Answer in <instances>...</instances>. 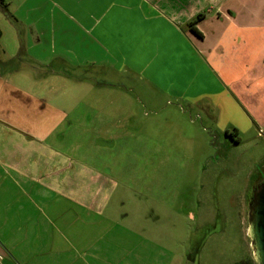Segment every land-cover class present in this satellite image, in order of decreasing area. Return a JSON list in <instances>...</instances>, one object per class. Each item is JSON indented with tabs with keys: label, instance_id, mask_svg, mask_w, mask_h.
<instances>
[{
	"label": "crops",
	"instance_id": "0c3cea01",
	"mask_svg": "<svg viewBox=\"0 0 264 264\" xmlns=\"http://www.w3.org/2000/svg\"><path fill=\"white\" fill-rule=\"evenodd\" d=\"M53 2L51 7L68 14L70 1ZM106 2L108 16L104 11L98 17L76 20L90 45L110 56H127L123 59L128 60L130 73L137 72L147 83L162 86L163 92L186 104L189 114L194 110L205 114L226 141L237 146L234 149L225 143V152L218 147L215 156L207 153L201 162L200 177L205 185L200 199L205 202L199 214L214 211L213 199H225L229 190L240 187L242 194L247 192L253 180L260 178L256 167L264 165V138L257 133L264 129V0H96L87 6L98 12ZM199 14L202 18L194 26L197 36L187 24ZM65 30L59 28L57 36L63 37ZM55 34L53 27L49 31L34 29L31 50L32 46L40 49L32 53L19 43L13 54H42L34 61L43 69L51 68L53 60L73 68L62 57H44L71 52L63 43L58 48ZM87 50L88 54L99 52ZM5 55L0 44V264H182L171 230L159 235L144 226L123 225L116 215L108 214L107 196L98 208L92 202L86 205L82 193H55L38 184L30 168L39 153L60 149L57 145L51 150L45 142L68 116L46 108L34 93L7 78ZM12 73L21 71L13 69ZM24 82L40 86L31 75ZM214 146L211 142L210 147ZM214 182L219 183L216 190ZM53 195L76 207L51 206ZM99 195L96 191L91 199ZM135 214L159 221L154 212L146 217L141 211ZM171 214L178 215L179 210ZM130 216L123 213L118 218L129 220ZM220 231L203 236L200 254L214 247L224 257L229 246L224 222ZM194 254L190 252L187 264L196 263Z\"/></svg>",
	"mask_w": 264,
	"mask_h": 264
},
{
	"label": "rangeland",
	"instance_id": "374dc122",
	"mask_svg": "<svg viewBox=\"0 0 264 264\" xmlns=\"http://www.w3.org/2000/svg\"><path fill=\"white\" fill-rule=\"evenodd\" d=\"M1 1L8 15L0 9V44L6 52L5 76L34 93L46 108L60 110L68 116L45 142L51 150L57 145H61L60 149L39 153L37 163L30 168L38 184L51 187L55 193H82L83 198H87L86 205L92 202L98 208L104 205L107 196L108 214L116 215L123 225L144 226L148 232L159 235H168L171 230L175 237L173 245L182 254V264H187L192 251L195 264H233L237 259L236 264H244L248 257L252 259L246 198L253 186L244 194L238 191L240 187L229 190L225 199H213L214 211L199 214L205 202L200 199L205 185L200 177V165L207 153L212 157L218 147L219 152L227 150L224 145L229 142L224 133L205 114L197 110L189 114L186 104L163 92L162 86L147 83L137 72L130 73L129 62L124 60L127 56H110L90 45L76 24V20L101 15L107 2L97 12V8L87 6L96 0H68V14L63 15L51 7L53 0ZM105 12L107 16L110 14ZM51 27L56 30L58 48L66 45L71 52L44 57H62L69 64L82 67L68 69L53 60L51 68L43 69L34 61L40 60L42 54L36 56L25 51L19 56L13 54L19 43L28 47L29 52L38 51V46H32L31 50L34 44L30 32L34 29L49 31ZM59 28L66 29L63 37L57 36ZM87 48L99 52L88 54ZM109 64L112 69H108ZM13 69L20 70L21 74L12 73ZM30 75L38 79L40 86L30 87L24 82ZM211 142L215 143L213 148ZM62 149L64 154H59ZM261 166L263 163L256 167V173ZM218 185L214 182L215 190ZM96 191L101 195L96 200L91 199ZM49 201L55 208L76 207L57 195ZM175 210H179L178 215L171 214ZM136 211H141L144 217L154 212L159 221L143 220ZM123 213H129L131 218L119 219L118 215ZM223 222L229 241L224 257L219 256L214 247L200 254L203 236L209 237L212 231L218 233ZM172 225L176 229H172Z\"/></svg>",
	"mask_w": 264,
	"mask_h": 264
},
{
	"label": "water",
	"instance_id": "95a60500",
	"mask_svg": "<svg viewBox=\"0 0 264 264\" xmlns=\"http://www.w3.org/2000/svg\"><path fill=\"white\" fill-rule=\"evenodd\" d=\"M247 236L254 264H264V178L250 191Z\"/></svg>",
	"mask_w": 264,
	"mask_h": 264
},
{
	"label": "trees",
	"instance_id": "16d2710c",
	"mask_svg": "<svg viewBox=\"0 0 264 264\" xmlns=\"http://www.w3.org/2000/svg\"><path fill=\"white\" fill-rule=\"evenodd\" d=\"M1 2H2V1L0 0V9L2 10L3 13H5L6 16H8L7 13H6L5 7L2 6ZM201 18H202V15L199 14V15H197V16L194 18V20H193L192 22H190V23L187 24V27H188L193 33H195L197 36H200V34H199L198 32H196V30L194 29V26H195V24H196ZM230 136H231V135H230ZM231 141H232V143H234V144L238 143V142H237V139H231ZM257 169H258L257 172H260V178H258L257 180L253 181V182L251 183V186H254L255 184H257L259 181H261V180L264 178V165L261 166V167H258ZM252 188H253V187H252ZM248 199H249V195H248V197L246 198V200L248 201ZM250 262H251V264H254L253 260H251ZM250 262L247 260V262H245L244 264H249Z\"/></svg>",
	"mask_w": 264,
	"mask_h": 264
},
{
	"label": "built area",
	"instance_id": "2783aa9c",
	"mask_svg": "<svg viewBox=\"0 0 264 264\" xmlns=\"http://www.w3.org/2000/svg\"><path fill=\"white\" fill-rule=\"evenodd\" d=\"M258 136H260V137H264V129L262 130L261 128L260 129H258Z\"/></svg>",
	"mask_w": 264,
	"mask_h": 264
}]
</instances>
